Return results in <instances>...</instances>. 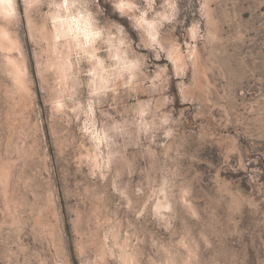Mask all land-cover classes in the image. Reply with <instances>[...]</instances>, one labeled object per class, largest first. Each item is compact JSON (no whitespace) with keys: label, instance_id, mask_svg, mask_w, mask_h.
Wrapping results in <instances>:
<instances>
[{"label":"rangeland","instance_id":"374dc122","mask_svg":"<svg viewBox=\"0 0 264 264\" xmlns=\"http://www.w3.org/2000/svg\"><path fill=\"white\" fill-rule=\"evenodd\" d=\"M7 2L0 264H264V0Z\"/></svg>","mask_w":264,"mask_h":264},{"label":"bare ground","instance_id":"6f19581e","mask_svg":"<svg viewBox=\"0 0 264 264\" xmlns=\"http://www.w3.org/2000/svg\"><path fill=\"white\" fill-rule=\"evenodd\" d=\"M3 1H4V0H3ZM7 1H8V0H6V2H7ZM10 2H11V1H10ZM10 2H9V3H10ZM2 3H3V2H2ZM7 3H8V2H7ZM11 3H12V2H11ZM12 4H13V3H12ZM0 5H1V4H0ZM9 5H10V4H9ZM3 9H4V8H3ZM8 11H9V10H8ZM6 12H7V11H6Z\"/></svg>","mask_w":264,"mask_h":264}]
</instances>
